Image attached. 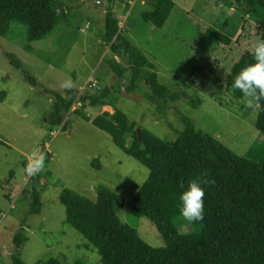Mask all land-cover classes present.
Masks as SVG:
<instances>
[{"label": "rangeland", "instance_id": "rangeland-1", "mask_svg": "<svg viewBox=\"0 0 264 264\" xmlns=\"http://www.w3.org/2000/svg\"><path fill=\"white\" fill-rule=\"evenodd\" d=\"M60 1L66 18L50 35L29 41L26 27L19 21L10 22L7 33L0 35V264L13 263V238L21 229L25 241L19 256L25 264L49 258H58L63 264H102L96 249L86 247L85 237L65 222V208L59 201L61 190L70 188L95 200L98 186L104 185L130 200L149 173L107 132L77 116L74 110L80 107L78 102L65 117L68 129L51 131L47 117L52 98L43 88L62 93L67 89L63 85L71 81V88L79 93H96L99 87L113 86L110 104L84 106L86 116L92 119L121 109L136 125L159 137L174 139L175 129L182 128L178 113L182 112L237 154L245 155L252 146H264V136L254 124L256 104L250 105L246 98H236L232 92L218 102L188 83L193 59L183 52L184 44L177 37L145 18L154 10L151 0ZM172 1L213 26L226 19L232 22L231 28L240 24L237 0ZM227 2L234 6L230 8ZM110 5L131 45L154 64L159 81L179 92L180 99L170 103L165 114L147 99V85L141 82L138 90L129 93L125 90L128 79L118 78L111 69V60L123 66L127 63L112 55L103 38ZM171 20L166 22L169 28L174 25ZM232 43L243 50L250 48L235 38ZM7 53L21 60L22 70L12 65ZM233 53L236 58L238 54ZM23 70L40 85H31ZM33 152L44 155V170L37 183L43 200L38 215L29 214L31 175L27 169L33 163ZM118 215L148 244L164 245L149 219L130 217L126 209ZM189 229L185 225L180 231Z\"/></svg>", "mask_w": 264, "mask_h": 264}, {"label": "trees", "instance_id": "trees-1", "mask_svg": "<svg viewBox=\"0 0 264 264\" xmlns=\"http://www.w3.org/2000/svg\"><path fill=\"white\" fill-rule=\"evenodd\" d=\"M237 2L240 24L232 28L229 19L216 27L172 0H151L154 10L145 14L156 27L177 37L184 44L183 52L191 55L188 83L218 102L230 92L236 98H245L233 82L246 65L254 62L253 45L258 36H264V0ZM62 8L60 0H0V35L7 33L10 22L19 21L25 25L29 41L44 38L65 20ZM108 8L103 38L112 55L127 63L123 66L111 60V69L118 78L128 79L125 90L129 93L138 90L141 82L147 85V99L165 114L170 103L180 99L179 92L159 81L154 64L131 45L119 26L118 15L111 5ZM171 17L174 25L169 28L166 22ZM234 38L250 48L233 46ZM232 51L238 54L236 58ZM7 57L14 67L23 69L15 54L7 53ZM23 73L31 85H40L27 71ZM43 90L52 98L47 117L51 131L68 129L65 117L78 102L80 107L74 110L77 116L107 132L124 153L149 171L130 200L104 185L98 186L95 200L70 188L61 190L59 201L65 208V222L85 237L86 247L96 249L102 264H264V146H252L245 155L237 154L182 112H178L182 128L175 129L174 139L159 137L136 125L121 109L92 119L86 116L84 106L110 104L113 86L99 87L96 93H79L75 88L62 93ZM254 124L264 136V102L257 105ZM205 173L214 183L205 187L204 220L190 224L180 215V185ZM39 179L38 174L29 181L30 215H38L43 206L37 188ZM121 209H126L130 217L149 219L164 245L154 247L144 241L134 227L120 219ZM185 225L190 229L181 232ZM13 241L12 264H25L19 256L25 241L22 229ZM37 264L63 262L49 258Z\"/></svg>", "mask_w": 264, "mask_h": 264}, {"label": "clouds", "instance_id": "clouds-1", "mask_svg": "<svg viewBox=\"0 0 264 264\" xmlns=\"http://www.w3.org/2000/svg\"><path fill=\"white\" fill-rule=\"evenodd\" d=\"M254 62L246 65L236 76L233 87L238 89L247 99L250 105H261L264 102V36H258L252 49ZM71 81L63 87L71 88ZM33 163L27 171L31 176L38 175L44 170V155L33 152ZM147 176L145 180H147ZM214 183L203 174L199 178H193L187 185L181 184L182 191L179 195V211L182 218L190 224L202 222L205 214V187Z\"/></svg>", "mask_w": 264, "mask_h": 264}, {"label": "crops", "instance_id": "crops-1", "mask_svg": "<svg viewBox=\"0 0 264 264\" xmlns=\"http://www.w3.org/2000/svg\"><path fill=\"white\" fill-rule=\"evenodd\" d=\"M123 13V12H122Z\"/></svg>", "mask_w": 264, "mask_h": 264}]
</instances>
